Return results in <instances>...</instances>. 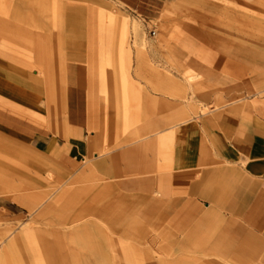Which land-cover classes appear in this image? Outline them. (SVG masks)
I'll return each instance as SVG.
<instances>
[{
    "label": "rangeland",
    "instance_id": "obj_1",
    "mask_svg": "<svg viewBox=\"0 0 264 264\" xmlns=\"http://www.w3.org/2000/svg\"><path fill=\"white\" fill-rule=\"evenodd\" d=\"M87 1L111 6L123 18L116 36L106 24L107 11L101 9L98 21ZM93 18L99 23L95 38ZM1 52H17L38 72L58 130L63 66L72 61L89 66L102 122L108 129L115 120L117 131L113 141L99 132L89 154L78 158L71 157L69 141L61 146L53 141L48 151H39L22 134L27 126L4 111L23 114L0 99V264H25L27 258L31 264H120L119 242L123 250L136 248L128 264H147L154 256L151 240L158 248L162 240L152 230L130 233L112 225L122 216L113 210L118 203L132 209L153 199L138 195L134 153L119 155L127 143L120 138L132 143L145 135L152 114L161 140L176 137L194 118L230 113L232 105L240 114L250 107L237 104L247 96L264 98V0H168L155 20L117 0H0ZM149 91L158 94L153 112ZM213 218L190 242L158 250L159 264H211L202 249L206 234L215 233ZM247 246L263 258L264 239ZM208 255L225 264L215 253Z\"/></svg>",
    "mask_w": 264,
    "mask_h": 264
},
{
    "label": "crops",
    "instance_id": "obj_2",
    "mask_svg": "<svg viewBox=\"0 0 264 264\" xmlns=\"http://www.w3.org/2000/svg\"><path fill=\"white\" fill-rule=\"evenodd\" d=\"M117 1L150 20L158 19L168 2ZM35 5L32 2L26 8L28 11L24 12L31 13ZM86 5L97 15L98 21L101 9L107 11L106 24L116 36L123 18L117 16L113 8L106 4L87 1ZM18 8L21 6L10 9L22 10ZM90 24L92 37H99L95 30L99 23L93 18ZM0 69V99L8 107L23 114V118L11 111H3L8 118L27 126L22 134L37 150L48 151L53 141L58 146L67 145L66 141H69L71 157L78 158L89 154L91 143L99 139V132L103 134V140L106 132L109 133L110 141L115 139L117 124L115 120L110 121L107 129L102 122L105 114L101 113L97 84L92 78L94 70L89 66L74 61L63 66L65 103L60 107L61 117L57 123L61 125V130L53 126L56 123L51 117L55 113L45 103L44 84L26 59L17 52H1ZM149 92L153 112L158 94ZM240 103H247L250 107L238 114V109L233 110L235 105H232L227 108L232 109L230 113L214 116L219 113L214 111L213 115L194 118L180 127L181 132L176 137L167 134L161 139L166 144L160 143L158 121L153 118V114L152 120H146L148 129L145 135L132 143L129 138H120V142L127 143L119 148V155L128 150L134 153L138 195L153 199L132 209L118 203L113 210L122 216L114 218L115 223L111 224L117 229L121 225L122 229L130 233L152 230L153 237L162 240L159 248L158 243L156 245L151 240L152 253L143 251L154 254L147 264H159L155 253L163 252L165 245L172 251L175 246L190 242L200 231V226L209 228L212 214L215 233L206 234L208 239L202 249L204 257L211 264L221 263L213 260L209 252L215 253L225 264H261L264 256L261 258L247 244L256 237L264 239V98L247 96L237 104ZM111 114L112 110L109 116ZM34 121L39 124L36 125ZM89 137L91 140H88ZM174 137V148H171ZM116 252L120 264H128L127 258L137 254L136 248L133 250L126 246L123 250L120 242ZM25 264H31L28 258Z\"/></svg>",
    "mask_w": 264,
    "mask_h": 264
},
{
    "label": "built area",
    "instance_id": "obj_3",
    "mask_svg": "<svg viewBox=\"0 0 264 264\" xmlns=\"http://www.w3.org/2000/svg\"><path fill=\"white\" fill-rule=\"evenodd\" d=\"M151 34H152V36L155 37L156 36V31H152Z\"/></svg>",
    "mask_w": 264,
    "mask_h": 264
},
{
    "label": "bare ground",
    "instance_id": "obj_4",
    "mask_svg": "<svg viewBox=\"0 0 264 264\" xmlns=\"http://www.w3.org/2000/svg\"><path fill=\"white\" fill-rule=\"evenodd\" d=\"M168 11H169V10H168ZM168 11H167V12H168Z\"/></svg>",
    "mask_w": 264,
    "mask_h": 264
}]
</instances>
